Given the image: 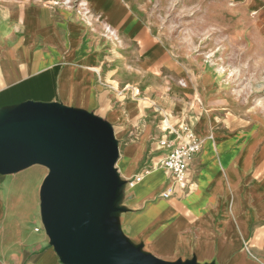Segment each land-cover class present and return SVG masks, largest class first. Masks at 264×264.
<instances>
[{"label":"crops","instance_id":"0c3cea01","mask_svg":"<svg viewBox=\"0 0 264 264\" xmlns=\"http://www.w3.org/2000/svg\"><path fill=\"white\" fill-rule=\"evenodd\" d=\"M88 1L87 9L93 12L97 27L93 41H107L110 53L89 44L88 39L81 44L75 22L62 33L52 23L53 42L28 39L26 12L34 6L25 11L21 33L14 32V20L20 22L22 17L13 15L0 22L10 28L0 36V124L26 105L51 106L58 113L83 112L101 120L111 127L118 151L114 169L119 186L110 217L120 236L141 251L172 263L264 264V136L259 141L251 138L254 145L249 146L246 142L252 133L225 135L213 130L212 118H198L192 127L198 138L215 134L214 139L221 143L204 140L193 166L192 190L174 187L173 196L158 199L171 182L160 165L165 150L160 143L151 149L148 146L152 123L146 126L142 140L131 146L122 148L116 134V128L121 131L140 121L137 119L151 106H146L148 98L141 95V80L137 81V77L142 79L137 59L142 56L143 22L124 0ZM232 1L244 4L252 13L264 10V0ZM114 10L117 13L109 17ZM70 24L77 29L73 37ZM127 41L139 44L126 49ZM166 53L156 43L148 58L155 61ZM107 60L114 62L103 75ZM166 63L174 64L183 81L182 67L172 60ZM132 75L134 84L128 81ZM157 90V84L151 82L145 92ZM164 117L173 124L170 116ZM159 130V140L168 136L162 125ZM243 146L246 152L241 159L243 165L247 162L246 168L235 160ZM148 151L157 154V160L152 168L142 169ZM121 158L125 159L123 170ZM145 170L141 182L130 186L129 178ZM50 173L43 163L24 165L9 146L0 144V264H67L44 221L43 192Z\"/></svg>","mask_w":264,"mask_h":264},{"label":"rangeland","instance_id":"374dc122","mask_svg":"<svg viewBox=\"0 0 264 264\" xmlns=\"http://www.w3.org/2000/svg\"><path fill=\"white\" fill-rule=\"evenodd\" d=\"M124 1L133 6L132 14L143 22L142 56L137 59L138 75L142 79L137 77V81L141 80L138 85L141 95L148 98L146 106H151L137 119L140 120L137 123L127 125L121 131L116 128L121 147L140 142L149 123H152V128L148 146L151 149L160 143L157 134L165 115L171 117L177 129L182 124L192 128L200 117L212 118L213 130L225 135L252 133L253 137L246 142L249 146L254 145L251 138L259 141L264 136V10L252 13L243 8L244 4L232 3V0ZM88 3V0H0V22L11 19L13 15L19 19L22 17V26L18 18L14 20L17 22L14 32L21 33L25 11L34 6L26 12L28 25L25 34H29L28 39L39 37L53 42V24L62 33L70 22H75L80 27L81 44L88 39L89 44L110 53L107 41H93L92 32L97 27L94 26L93 12L90 14L87 9ZM116 11L109 16L115 15ZM71 25L73 37L77 29ZM9 29L1 25L0 36ZM100 29L108 32L103 25ZM113 29L115 33L116 29ZM156 43L162 45L167 53L152 61L148 52ZM138 44L127 41L124 45L126 49H135ZM167 60L182 67L186 74L185 84L180 73L173 68L174 64H167ZM113 62L107 60L103 75L109 72ZM179 65L175 67L183 73ZM133 77H128L130 83L135 81ZM151 82L157 84V92H145ZM224 149L228 150V147ZM244 150L243 146L235 158L241 165ZM156 156L148 151L140 168H152ZM124 161V158L119 160L122 170ZM163 192L158 199L164 198Z\"/></svg>","mask_w":264,"mask_h":264},{"label":"water","instance_id":"95a60500","mask_svg":"<svg viewBox=\"0 0 264 264\" xmlns=\"http://www.w3.org/2000/svg\"><path fill=\"white\" fill-rule=\"evenodd\" d=\"M24 107L0 124V144L24 165L50 167L44 221L65 263L182 264L141 251L114 228L110 212L119 186L114 169L118 151L110 126L83 112Z\"/></svg>","mask_w":264,"mask_h":264},{"label":"built area","instance_id":"2783aa9c","mask_svg":"<svg viewBox=\"0 0 264 264\" xmlns=\"http://www.w3.org/2000/svg\"><path fill=\"white\" fill-rule=\"evenodd\" d=\"M162 128L168 132V136L160 140V146L165 150L160 165L171 182V187L162 196L170 198L174 194V187L181 191H190L194 187L193 166L202 151L205 139L198 138L187 124H182L177 129L168 117L164 118ZM146 172L145 170L132 175L129 185L133 187L141 182Z\"/></svg>","mask_w":264,"mask_h":264},{"label":"bare ground","instance_id":"6f19581e","mask_svg":"<svg viewBox=\"0 0 264 264\" xmlns=\"http://www.w3.org/2000/svg\"><path fill=\"white\" fill-rule=\"evenodd\" d=\"M109 6V5H108ZM106 9V8H105ZM29 11V10H28ZM30 12V11H29ZM38 12V11H37ZM32 16V15H31ZM38 17V16H37ZM110 17V16H109ZM30 20V19H29ZM28 25V24H27ZM1 27V26H0ZM111 32V31H110ZM26 35V34H25ZM27 35H29V34H27ZM41 36H43V35H41ZM51 36V35H50ZM43 39V38H42ZM46 39V38H45ZM47 56V55H46ZM57 56V55H56ZM45 60V59H44ZM35 61H37V60H35ZM63 137V136H62ZM214 137H215V135L214 136H212V137H210V136H206V138H205V140L206 141H211L212 142V144L213 145H219L220 144V142L219 141H217V139L215 140L214 139ZM206 144H207V142H206ZM205 144V145H206ZM218 147V146H217ZM210 148V147H209ZM223 149V148H222ZM245 151V150H244ZM209 154H210V152H209ZM206 157V156H205ZM208 161H210V160H208ZM215 162V161H214ZM223 162V161H222ZM210 163V162H209ZM225 163V162H224ZM226 164H227V162H226ZM215 166V165H214ZM207 170V169H206ZM209 170V169H208ZM207 178V177H206Z\"/></svg>","mask_w":264,"mask_h":264}]
</instances>
